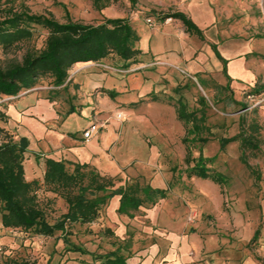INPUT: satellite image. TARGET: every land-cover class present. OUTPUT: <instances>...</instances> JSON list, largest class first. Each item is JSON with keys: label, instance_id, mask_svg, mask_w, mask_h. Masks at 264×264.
I'll list each match as a JSON object with an SVG mask.
<instances>
[{"label": "rangeland", "instance_id": "obj_1", "mask_svg": "<svg viewBox=\"0 0 264 264\" xmlns=\"http://www.w3.org/2000/svg\"><path fill=\"white\" fill-rule=\"evenodd\" d=\"M99 6L101 8L97 10L92 0H0V19L11 9L50 15L61 23L68 17L84 24H99L105 20L102 14L105 8L114 10L129 22L139 12L142 23L135 22V29L142 35L138 40L141 42L149 29L146 19L163 18L179 7L188 17H191L187 12L190 8L197 17L206 8L212 20L202 30L204 42L216 44L221 52L223 48L227 49L231 59L244 57L253 78L250 83H243L241 89L229 90L220 84L222 77L215 71L189 75L178 68L151 64L138 72L141 76L128 78L132 74L130 68L119 70L123 63L115 57L107 58L104 63H94L103 73L124 76L130 86H138L141 79L145 80L147 86L151 85V92L123 99L117 95L111 98L109 92H102L110 105L94 118V124L107 134L106 154L102 155L96 168L85 164L86 168L82 170L112 179L114 188L125 184H138L143 188L161 180V187L171 197L166 207H186L184 219L187 227L193 229L199 215L196 186L201 183L187 173L199 157H215L206 167L209 173L218 174L225 181L217 185L222 197L221 210L256 208L262 196L264 177V0H136L134 5L129 0H99ZM155 13H158L157 17ZM30 29L33 35L28 41L9 50L0 46L1 68L21 63L27 52L34 53L43 48L47 32L34 25ZM191 39L198 41L195 37ZM69 80L68 77L65 85L54 87L50 78H44L18 97L36 92L43 98L33 119L39 121L45 131L39 133L38 139L32 134L28 139L31 144L39 143L44 150L47 144L54 146L51 135L58 133L64 137L63 153L59 155L72 173L77 163L66 158L75 155L76 151L81 152L84 147L79 136H83V129L90 126L92 113L81 95L76 97L74 83ZM107 81L117 86L121 83L114 77ZM13 101L0 96V111L7 114L8 104ZM242 105L247 108L243 109ZM118 115H121L120 119ZM0 125L14 140L22 137L19 125L17 131ZM243 131L261 140L259 150L245 151L247 166L241 161L239 141L219 150L221 139ZM35 181L38 182L34 192L38 206L45 221L53 225L67 211V205L60 196L47 190L42 180ZM152 208L147 204L133 217L123 216L116 220L102 206L90 225L67 224V240L85 249L84 255L66 252L60 232L49 237L34 230L5 229L0 222V264H105L106 255L111 253L132 255L146 248L155 238L158 227L153 223L158 215H151ZM119 221L125 227L121 233L117 229L121 224ZM190 255L194 256V252ZM189 264L201 263L195 260Z\"/></svg>", "mask_w": 264, "mask_h": 264}, {"label": "crops", "instance_id": "obj_2", "mask_svg": "<svg viewBox=\"0 0 264 264\" xmlns=\"http://www.w3.org/2000/svg\"><path fill=\"white\" fill-rule=\"evenodd\" d=\"M113 11L105 8L102 14L107 19H124V17ZM174 12L187 14L181 7ZM187 12L191 17L186 16L203 35V28L212 20L211 13L206 8H203V12H201L203 14L197 17L192 11V13L190 12V8ZM138 13L130 19V24L138 37L142 38V35H139L135 29V22L142 23ZM157 14H154L155 17L158 16ZM153 20L154 25L146 23L150 30L148 29L145 36H143L146 37L145 40L142 39L143 41L137 42V48L141 51L140 63L130 67L132 74L128 78L130 76H141L142 73H138L140 70L149 68L151 64H156L167 69L178 68L189 75L215 71L217 75L222 77L220 84L229 90L241 89L244 84L252 81L253 73L248 69L244 57L235 60L229 58L230 53L227 49L223 48L221 52L216 44L205 43L203 39L188 34L183 25L177 20H173L171 23L162 22L161 19L156 18H153ZM193 37L197 38L198 41L191 39ZM140 43L145 45L142 46ZM116 76H119V78ZM109 77L121 81L120 86L108 83ZM69 78V83H74L76 97L78 98V94H80V98L90 108L92 113L90 125L94 123V118L98 116L101 110L108 109L110 105L108 99L102 93L103 91L109 92L111 98H113L111 96V93H113L114 97L117 95L119 99L131 98L135 95L140 97L151 92V85L147 86L145 80L141 79L138 86H130L128 79L124 80V76L114 72L103 73L95 68L94 63L73 66ZM250 78L251 80L247 81ZM42 99L36 92L13 98L14 101L8 104V120L5 127L17 131V125H19L20 129L18 130L22 131V137L28 139L32 134L38 139L41 135L39 133H44L45 127L39 121L33 119V113ZM86 129L85 127L82 133ZM103 131L97 129L87 142L83 141L81 134L79 142L84 147L81 152L76 151L75 155L67 156L66 160L75 162L76 165L90 164L96 168L102 155L106 154L107 134ZM34 132H36V135ZM51 137L54 146L47 144L44 150H41L43 148L40 147L39 143L31 144L28 139L29 144L23 161L24 178L27 182L37 179L43 182L46 159L62 161L63 157L59 153H63L64 148L62 147L65 138L58 133L51 135ZM197 180L201 183L196 186L198 195L196 203H199V215L197 216L198 223L193 229L187 227L184 219L187 212L186 207L182 205L178 209L172 206L166 207V203L168 205L171 202V197L161 187V180H155L151 186L147 187L162 190L164 194L153 196L151 202L143 203L135 211L119 212L120 195L112 196L103 205L106 207L107 214L116 220L123 216L133 217L136 211L147 204L153 207L151 215H158L157 220L153 223L158 227L155 231V238L150 241L146 248L126 256H119L114 253L123 259L124 264H189L195 260L201 264H264V177L262 196L256 204V208L247 209L244 207L237 209L233 207L229 212H223L221 206H219L222 197L217 187L218 184L211 180L200 178H197ZM92 222L83 225H90ZM123 228L125 227L122 223L117 227L120 233ZM255 234L256 238L252 241ZM61 239L63 240V238ZM191 252H194V256L190 255Z\"/></svg>", "mask_w": 264, "mask_h": 264}, {"label": "trees", "instance_id": "obj_3", "mask_svg": "<svg viewBox=\"0 0 264 264\" xmlns=\"http://www.w3.org/2000/svg\"><path fill=\"white\" fill-rule=\"evenodd\" d=\"M92 1L94 7L100 10L99 0ZM129 1L132 5L136 4V0ZM160 19L177 20L188 34L202 39L201 31L181 12L169 13ZM32 25L39 26L47 32L44 46L38 52H27L21 63L7 68L0 67V96L7 100L17 98L20 93L31 90L44 78H50L54 87L65 85L68 73L75 65L104 63L109 57H115L123 63L122 69L119 70H126L140 63L141 51L136 46L139 37L125 18H105L104 22L99 24H84L67 17V20L61 23L50 15L29 14L26 11L16 12L9 9L0 19L2 49L9 50L20 42L28 41L33 35L30 29ZM111 96L114 97L113 93ZM242 107L247 108L245 105ZM7 120V114L0 111V124H5ZM236 141L240 143L241 161L246 165L245 151L259 150L261 140L243 131L233 137L221 139L219 150L222 151L225 146ZM27 147L26 138L21 137L16 141L11 133L0 125L1 226L5 229L34 230L49 237L60 232L66 245V252L86 254L83 248L69 243L66 237V224L83 225L92 222L98 216L101 206L112 196L120 195L119 212L128 213L137 210L145 202H151L153 196L164 194L162 190L141 188L137 184L114 189L112 179L93 171H83L86 165H76L74 171L70 173L64 162L46 159L42 185L60 196L67 205V212L55 224L50 225L45 221L44 213L34 195L38 182L35 180L27 182L24 178L23 161ZM214 158L199 157L195 165L189 168L188 176L211 180L222 185L224 179L222 180L218 174L209 173L206 167ZM255 238L256 234L252 241ZM105 258V264H124L123 259L114 253L106 255Z\"/></svg>", "mask_w": 264, "mask_h": 264}, {"label": "built area", "instance_id": "obj_4", "mask_svg": "<svg viewBox=\"0 0 264 264\" xmlns=\"http://www.w3.org/2000/svg\"><path fill=\"white\" fill-rule=\"evenodd\" d=\"M170 20L171 19H166L165 22L166 23H169ZM146 22L149 25H154V20L151 19V18L146 19ZM263 101H264V98H263ZM118 118L120 119L121 118V115H118ZM96 131H97V127L95 126V124L94 123L91 124L86 130H84V132H83V139L85 141H89V139L91 138L92 134L94 132H96Z\"/></svg>", "mask_w": 264, "mask_h": 264}]
</instances>
